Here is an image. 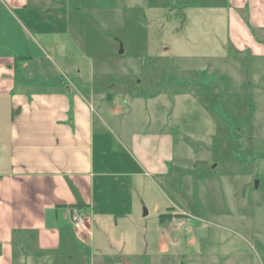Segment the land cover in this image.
Segmentation results:
<instances>
[{
    "label": "rangeland",
    "instance_id": "1",
    "mask_svg": "<svg viewBox=\"0 0 264 264\" xmlns=\"http://www.w3.org/2000/svg\"><path fill=\"white\" fill-rule=\"evenodd\" d=\"M178 1L86 0L65 38L61 60L110 94L106 108L136 94L170 140L165 172L134 181V214L96 221L102 264H264V59L229 58L206 35L215 14L188 0L185 20Z\"/></svg>",
    "mask_w": 264,
    "mask_h": 264
},
{
    "label": "crops",
    "instance_id": "2",
    "mask_svg": "<svg viewBox=\"0 0 264 264\" xmlns=\"http://www.w3.org/2000/svg\"><path fill=\"white\" fill-rule=\"evenodd\" d=\"M85 1L0 0V264H81L85 247L102 264L96 221L132 216L135 179L165 172L162 112H136V94L114 93L120 103L106 108L110 94L61 60ZM195 2L215 14L206 35L225 38L224 54L264 59V0ZM192 4L178 1L184 17ZM72 208L86 215L91 236Z\"/></svg>",
    "mask_w": 264,
    "mask_h": 264
},
{
    "label": "built area",
    "instance_id": "3",
    "mask_svg": "<svg viewBox=\"0 0 264 264\" xmlns=\"http://www.w3.org/2000/svg\"><path fill=\"white\" fill-rule=\"evenodd\" d=\"M70 218L72 219V221L77 227L78 226L81 228L85 227L84 221L87 220V217L86 215H84V213L80 209L72 208L70 210Z\"/></svg>",
    "mask_w": 264,
    "mask_h": 264
},
{
    "label": "water",
    "instance_id": "4",
    "mask_svg": "<svg viewBox=\"0 0 264 264\" xmlns=\"http://www.w3.org/2000/svg\"><path fill=\"white\" fill-rule=\"evenodd\" d=\"M118 54H123L122 49H120V50L118 51ZM255 185H257V182H255ZM144 215H146V212L144 213ZM122 262H123V264H130V263L127 262L125 259H122Z\"/></svg>",
    "mask_w": 264,
    "mask_h": 264
},
{
    "label": "trees",
    "instance_id": "5",
    "mask_svg": "<svg viewBox=\"0 0 264 264\" xmlns=\"http://www.w3.org/2000/svg\"><path fill=\"white\" fill-rule=\"evenodd\" d=\"M26 59H28V58H24V60H26ZM159 218H160V220H163L164 216L160 215Z\"/></svg>",
    "mask_w": 264,
    "mask_h": 264
}]
</instances>
